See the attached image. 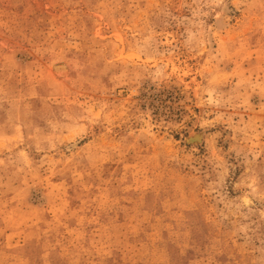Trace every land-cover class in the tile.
<instances>
[{
	"label": "rangeland",
	"instance_id": "obj_1",
	"mask_svg": "<svg viewBox=\"0 0 264 264\" xmlns=\"http://www.w3.org/2000/svg\"><path fill=\"white\" fill-rule=\"evenodd\" d=\"M0 264H264V0H0Z\"/></svg>",
	"mask_w": 264,
	"mask_h": 264
},
{
	"label": "bare ground",
	"instance_id": "obj_2",
	"mask_svg": "<svg viewBox=\"0 0 264 264\" xmlns=\"http://www.w3.org/2000/svg\"><path fill=\"white\" fill-rule=\"evenodd\" d=\"M229 11V10H228ZM218 24L219 25H221V23H220V21H218ZM222 25H223V23H222ZM224 26V25H223ZM203 136H204V133H200V134H196V133H194L193 134V138L195 139V140H197V141H199V144H202V141H203ZM189 141V140H188ZM191 141V140H190Z\"/></svg>",
	"mask_w": 264,
	"mask_h": 264
}]
</instances>
